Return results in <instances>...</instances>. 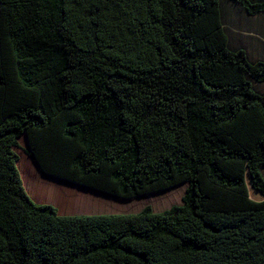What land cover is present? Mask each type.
I'll return each instance as SVG.
<instances>
[{"label":"trees","instance_id":"1","mask_svg":"<svg viewBox=\"0 0 264 264\" xmlns=\"http://www.w3.org/2000/svg\"><path fill=\"white\" fill-rule=\"evenodd\" d=\"M233 14L264 0H0V264H264V63Z\"/></svg>","mask_w":264,"mask_h":264},{"label":"rangeland","instance_id":"2","mask_svg":"<svg viewBox=\"0 0 264 264\" xmlns=\"http://www.w3.org/2000/svg\"><path fill=\"white\" fill-rule=\"evenodd\" d=\"M239 23L235 22H230L226 21V24H231L233 26L239 25L241 27L240 31L245 33L244 35L250 37L246 41H241L240 42V37L238 34H236V31L233 30L232 28H229L230 30V35L235 38L239 45L240 50L246 51L250 58L256 61H263L264 63V47L261 45L262 43L264 44V17L258 18V19H251L249 21H245L242 19H239V17H236V20ZM240 34V33H239ZM260 87L264 88V84L260 85ZM20 144V149H16V152L19 156V159L22 158L23 160L29 161L33 160L31 157L28 156V146L26 143L25 137H21L19 140ZM34 164V162H33ZM28 167V165H26ZM36 168V172L34 173H28L30 178L27 179H32L30 182L33 184V179L35 178L38 180L39 175H41V172ZM19 172V171H18ZM33 175V176H32ZM22 178V177H21ZM25 179V178H23ZM34 182V185H35ZM47 182V181H46ZM49 184V183H47ZM50 187V186H49ZM53 187V186H52ZM55 187V186H54ZM61 192L58 189H51L48 188L47 185L45 184H40V190L41 192L36 196L31 193L29 196L30 199L37 205L39 204H45V205H52V206H58L59 209V203L67 205L68 209H72V213H80V214H87L91 213V211H101L104 213H114L118 211H122V213H132L138 211L140 208H142L144 205L149 203V200H142V201H137V200H131L128 201L127 203H124L120 200H113L109 199L107 197L99 196L93 193H90L88 191L84 190H79L76 188H72L71 186H62L61 187ZM38 192V191H36ZM183 189L181 190V193L179 195H182ZM166 196L167 193L161 194V196L157 199L158 204L160 202H166V205L168 206L169 203L166 201ZM168 197V196H167ZM180 198V197H179ZM179 198L177 201H179ZM70 199H72L70 202H68ZM57 208V207H56ZM76 208H79L78 211H74ZM94 208V209H93ZM92 209V210H91Z\"/></svg>","mask_w":264,"mask_h":264},{"label":"bare ground","instance_id":"3","mask_svg":"<svg viewBox=\"0 0 264 264\" xmlns=\"http://www.w3.org/2000/svg\"><path fill=\"white\" fill-rule=\"evenodd\" d=\"M26 165H28L30 167L26 168L27 167ZM17 167H18V170H19L20 176L22 177L23 182L26 184V186L29 187L30 186V183L29 182L32 179L31 180L30 179H27V178H30L31 177V175L28 174V173L30 172L32 174V173L36 172L35 165L33 164V162L31 160L26 161V160H23L22 158H20L19 161L17 162ZM29 175H30V177H29ZM39 177H41V175H39ZM23 178H25V179H23ZM33 181H35V178L33 179Z\"/></svg>","mask_w":264,"mask_h":264},{"label":"crops","instance_id":"4","mask_svg":"<svg viewBox=\"0 0 264 264\" xmlns=\"http://www.w3.org/2000/svg\"><path fill=\"white\" fill-rule=\"evenodd\" d=\"M230 10H231V12L239 13V11H236V10H234L233 8H230ZM236 17H237V16H236L235 14L232 15V19H233V21L236 20ZM239 19L245 20L244 17H239ZM245 21H249V20H245Z\"/></svg>","mask_w":264,"mask_h":264},{"label":"water","instance_id":"5","mask_svg":"<svg viewBox=\"0 0 264 264\" xmlns=\"http://www.w3.org/2000/svg\"><path fill=\"white\" fill-rule=\"evenodd\" d=\"M25 137H26V136H25ZM25 139H26V138H25ZM26 143H27V140H26ZM27 146H28V144H27ZM28 151H29V148H28ZM31 159L33 160L34 165L37 167V169L41 172V169L39 168V165H38V163L36 162L35 158L31 156Z\"/></svg>","mask_w":264,"mask_h":264}]
</instances>
